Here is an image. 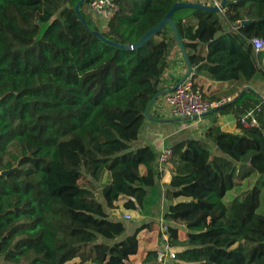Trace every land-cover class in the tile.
Instances as JSON below:
<instances>
[{"label": "trees", "instance_id": "16d2710c", "mask_svg": "<svg viewBox=\"0 0 264 264\" xmlns=\"http://www.w3.org/2000/svg\"><path fill=\"white\" fill-rule=\"evenodd\" d=\"M78 1L0 0V264H133L141 228L127 234L131 218L110 211H146L147 187L162 177L141 128L155 96L179 80L165 86L164 72L180 47L169 26L139 48L120 45L138 42L183 0H115L104 27L89 1L82 22ZM173 19L197 70L234 84L211 100L264 75V51L252 43L264 40V0L184 8ZM218 110L238 120L251 111L258 125L210 126L204 136L221 154L201 139L170 146L164 219L177 225L167 226L168 242L183 247L174 264H264V101L245 92ZM157 257L150 250L143 264Z\"/></svg>", "mask_w": 264, "mask_h": 264}, {"label": "crops", "instance_id": "0c3cea01", "mask_svg": "<svg viewBox=\"0 0 264 264\" xmlns=\"http://www.w3.org/2000/svg\"><path fill=\"white\" fill-rule=\"evenodd\" d=\"M183 1H199V3L205 5L212 4L211 0ZM96 18L97 17H95V19ZM100 20L102 21L98 22L99 27H104L106 25L104 21L106 20ZM263 62L264 56L259 57L258 63L261 67L264 64ZM199 63L197 61L194 64L192 63L193 70L191 78L201 86L205 97L209 101H214L210 98L224 94L234 88L233 83L216 82L212 80L208 76V73L204 70L198 71L197 67L199 66ZM187 70L188 67L181 50L179 48H174L169 57V65L164 72L166 82L165 86L170 83L172 84V80L182 78L186 74ZM194 75H196L195 78H193ZM174 84L175 83H173L169 88H171ZM245 88H250L251 91L247 92L256 93L262 101H264L263 73H257ZM240 93L230 95L222 101H230L238 97ZM149 115L151 118L147 119L142 125L140 142L152 146L157 153L158 158L164 148L170 147L179 141L189 138L205 140L212 154H221L217 146L204 136L205 131L213 124L220 126L221 129L226 132L239 133L242 131L240 122L234 114H222L218 109H213L210 113L203 115L200 118H159L154 104L149 110ZM157 167L159 168V171L162 172V177L160 179H155L147 187L149 195L146 198V203L149 208L146 211H128L123 208L122 204L119 205V208L110 211L113 218L120 220H123L124 218V216L121 215L123 212H126L125 215L131 216L129 221H133V224H127V234H132L136 231V229L141 228L138 233L140 249L137 255L132 257L133 264H143V259L145 258L146 253L150 250H164L166 252V257L162 260H159L157 257L156 261L146 264H174L173 255L183 248L181 246H173L168 242V240L164 239L165 236L168 237L166 234L167 226H177L173 223L165 221L164 219V215L167 213L169 206L172 204V201L166 198V191L169 188L173 172L172 165L170 163L164 164L162 168L159 166ZM179 229V239L183 241L186 239L187 231L183 226H180Z\"/></svg>", "mask_w": 264, "mask_h": 264}, {"label": "built area", "instance_id": "2783aa9c", "mask_svg": "<svg viewBox=\"0 0 264 264\" xmlns=\"http://www.w3.org/2000/svg\"><path fill=\"white\" fill-rule=\"evenodd\" d=\"M213 5H219L221 1L211 0ZM89 10L94 17L109 20L113 18L119 11V5L115 0H89ZM254 50L257 53L264 51V40L256 38L252 40ZM225 102L209 101L204 91L194 79L188 77L179 84L173 91L161 94L155 101V108L159 118H200L210 110L219 108ZM243 126H257L258 122L250 111L238 120ZM171 156L170 147L164 148L159 156L160 163H168ZM130 219V215H125ZM168 240V237H164ZM166 257L164 250L158 251V259L162 260ZM174 257V255H173Z\"/></svg>", "mask_w": 264, "mask_h": 264}, {"label": "water", "instance_id": "95a60500", "mask_svg": "<svg viewBox=\"0 0 264 264\" xmlns=\"http://www.w3.org/2000/svg\"><path fill=\"white\" fill-rule=\"evenodd\" d=\"M89 0H79L77 2V4L75 5V11L78 15V17L81 19V21L84 24H87L86 20L84 19L83 15L81 14V6L85 3L88 2ZM227 0H221V3L219 5H205L202 3H194V2H187V1H180L177 2L176 4L173 5V7L171 8V10L165 15V17L161 20V22H159V24H157L155 27H153L152 29H150L138 42L131 44V45H120L121 47H125V48H130V49H136L139 48L140 46H142L144 43H146L150 38H152L153 36H155L159 31H161L165 26H169L172 31L174 32V35L177 39V43L180 47V50L182 52L183 58L186 61L188 70L186 72V74L180 78L171 88L161 91L159 94H157L155 96V98L153 99V101L151 102V104L148 106L146 112H145V116L147 119H150V115H149V110L152 106V104L157 100V98L161 95V94H166L169 93L171 91H173L179 84H181L183 81H185L188 77L192 76V63L191 60L189 58L187 49L185 47V43L182 40L180 33H179V29L177 26V23L174 21L173 19V14L180 9H184V8H197V9H203L205 11H212V12H219L222 11L225 6H226ZM249 21L248 20H244L242 21V24H247ZM99 37L103 38V35L96 31L95 32ZM112 43V42H111ZM115 45H119L114 43ZM247 91H251L250 88H245L240 94L239 96H241L243 93L247 92ZM214 109H218V108H214ZM213 110V109H212ZM212 110H210L209 112H207L206 114L210 113ZM204 114V115H206ZM196 118V117H194ZM11 170L8 171H4L3 174H9Z\"/></svg>", "mask_w": 264, "mask_h": 264}, {"label": "rangeland", "instance_id": "374dc122", "mask_svg": "<svg viewBox=\"0 0 264 264\" xmlns=\"http://www.w3.org/2000/svg\"><path fill=\"white\" fill-rule=\"evenodd\" d=\"M89 9L86 7V11L89 13V11H88ZM89 14H91V13H89ZM91 17H92V19L98 24V22H100V21H102V20H100L99 18H96L95 19V17L91 14ZM105 22V21H104ZM264 56V55H263ZM264 63V62H263ZM263 68H264V64H263V66H262ZM263 209H264V201H263V203H262V207H260L259 208V211H263ZM125 214H126V212H123V213H121V215H123L124 217H125ZM136 218V217H135ZM133 224V221H128V225H132Z\"/></svg>", "mask_w": 264, "mask_h": 264}]
</instances>
